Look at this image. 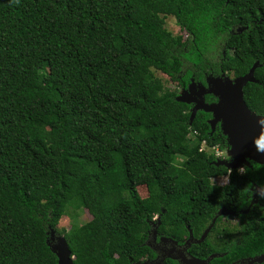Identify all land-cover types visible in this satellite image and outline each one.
Masks as SVG:
<instances>
[{"label":"trees","instance_id":"obj_1","mask_svg":"<svg viewBox=\"0 0 264 264\" xmlns=\"http://www.w3.org/2000/svg\"><path fill=\"white\" fill-rule=\"evenodd\" d=\"M257 62L244 99L264 116V0H0V264H59L51 230L74 264H138L155 258V217L158 233L183 243L222 207L246 209L251 189L264 191V165L216 166L229 148L221 127L204 111L191 122L177 98L192 80L242 77ZM70 209L92 219L61 233ZM248 218L242 235L253 239L227 256L264 250V198ZM215 251L209 240L191 249Z\"/></svg>","mask_w":264,"mask_h":264},{"label":"water","instance_id":"obj_2","mask_svg":"<svg viewBox=\"0 0 264 264\" xmlns=\"http://www.w3.org/2000/svg\"><path fill=\"white\" fill-rule=\"evenodd\" d=\"M259 66L257 62L249 73L242 77L232 78L226 75L218 78L210 77L207 79V86L196 84L192 80L188 90L182 91L177 98L179 102L193 105L191 122L199 111H204L213 116L210 121L213 130L220 124L229 145L227 153L230 160H218L215 165L224 166L230 171L252 167V162L264 165V116L252 112L244 99V88L248 83L256 82L255 71ZM207 95H213L217 102L207 104L205 101ZM225 211L224 209L219 211L198 244L204 242L218 217L225 214L235 215L234 212L224 213ZM158 221L160 224V218ZM55 233V230L50 231V239L47 243L57 256L58 263L74 264V257L66 238L62 235L56 236ZM190 241L191 239L186 245H189ZM214 258L216 255L206 261L193 258L188 260L187 264H209ZM263 261L264 256L260 258V262Z\"/></svg>","mask_w":264,"mask_h":264},{"label":"flooded vegetation","instance_id":"obj_3","mask_svg":"<svg viewBox=\"0 0 264 264\" xmlns=\"http://www.w3.org/2000/svg\"><path fill=\"white\" fill-rule=\"evenodd\" d=\"M191 106L193 108L192 104ZM217 126L221 127L220 124H218ZM216 127L213 131L216 130ZM220 153L223 154V152ZM226 177H228L227 182L221 185H213L217 187H224L228 185L230 183V178L229 176ZM215 179H212V182H214L213 180ZM251 193L252 195L250 199V204L246 209L234 210L225 207H222L220 209H224V211L226 210L224 213L234 212L235 215L225 214L221 217H218L221 218V220L217 224L215 223V225L212 227L209 234L207 235L206 239L204 240H209L214 246V248L217 250L208 257H196L191 253V249L193 246L199 245L197 242L201 239L203 234L210 226L205 228L198 236L194 235L192 229L187 228L189 231L188 235L184 236L183 239L185 240L183 241V243H181L178 240H175L176 238L173 236H167L162 233H158L157 228L160 225L158 221L159 217H155L153 219V222L151 223V233L148 236L147 242L148 246L155 252V258L146 259L138 264H163L168 259L177 262V264H187V261L190 259L195 258L198 260L206 261L210 259V257L213 255H216V258L223 259L218 264H264V261L260 262V258L264 256V250L255 251L253 243L247 245L246 247L240 250L238 247L237 249L233 250L232 254L227 256L235 245H239L245 242V239H253L252 237H244L242 235V229L247 224V220L249 219L248 215L251 211V206H255L260 203V200L264 198V191L259 188H256L251 189ZM189 239H191V241L189 245H186ZM212 261H210L209 264H211Z\"/></svg>","mask_w":264,"mask_h":264},{"label":"rangeland","instance_id":"obj_4","mask_svg":"<svg viewBox=\"0 0 264 264\" xmlns=\"http://www.w3.org/2000/svg\"><path fill=\"white\" fill-rule=\"evenodd\" d=\"M166 28L175 37L179 36V35H183V33L181 32L179 26L177 25L176 19L174 17H168L166 19ZM155 75L163 81V83L165 84L166 88H168V89H170L172 91L179 89L177 82L174 81L173 79L163 75L161 72H155ZM180 92L182 93V91H180ZM260 111H262V109H260ZM257 115H260V114H257ZM203 149L208 151V152L212 151L208 147H206L205 145H203ZM217 155H218V157H220L219 158L220 160H227V161L230 160L229 159V155H228L227 152H223V154L220 153V154H217ZM181 161L182 160L179 159V162H181ZM179 171H180V168H179V164H178L177 166L173 167L170 170V173L172 175H174V174L178 173ZM240 171L242 172L243 169H241ZM213 181H214V182H212L213 184L221 185V184H223V183L228 181V177H219V178H216ZM138 192H139V194H140V196L142 198H146L148 196L146 187H143V186L139 187L138 188ZM91 219H92V216L85 209H80L78 211L70 209L68 215H66L61 220V222H60V224L58 226V231L61 232V233L68 232L72 228L73 225L82 226V225L86 224L87 222L91 221ZM55 234H56V236L60 235L57 232Z\"/></svg>","mask_w":264,"mask_h":264},{"label":"built area","instance_id":"obj_5","mask_svg":"<svg viewBox=\"0 0 264 264\" xmlns=\"http://www.w3.org/2000/svg\"><path fill=\"white\" fill-rule=\"evenodd\" d=\"M217 154H220L218 151H216Z\"/></svg>","mask_w":264,"mask_h":264}]
</instances>
